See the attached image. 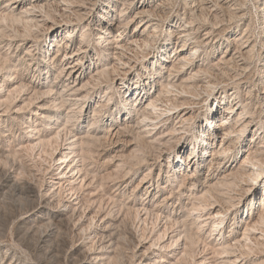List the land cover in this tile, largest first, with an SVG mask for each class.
Returning a JSON list of instances; mask_svg holds the SVG:
<instances>
[{
  "label": "bare ground",
  "instance_id": "1",
  "mask_svg": "<svg viewBox=\"0 0 264 264\" xmlns=\"http://www.w3.org/2000/svg\"><path fill=\"white\" fill-rule=\"evenodd\" d=\"M94 1L5 0V4L0 7V42L6 41L10 48L13 46V41L17 39L24 42L22 45L25 46L26 51L25 56L21 58L25 62L21 64H26V57L28 56L39 59L38 61L27 62V65L24 66L25 70L33 69L34 76L38 71L43 73L44 69H48L47 73H52L54 70L57 73L55 82L50 81L49 83L28 80V76L26 77L24 74L16 75L17 83L11 88L10 84L13 82L11 78L17 74V65L12 63L8 53L3 55L0 52V77H2L0 82H4L3 85H0V88L5 90L3 95V91L0 89L2 91L0 92V112L7 113L14 110L13 105L18 99L24 104H15V107L18 106L17 111H14L16 113L25 112L36 100L42 101L38 104L37 109L30 110L36 111V119L30 116L27 117L26 127L29 129L27 132L30 136L19 143L20 150H14L13 146L9 151L0 152V176L2 178L0 189L3 185H9V187L12 185L11 187L19 188L22 193L32 196L37 201H35L36 206L33 204L36 214L20 218V225L18 224L20 227L18 228L21 232L19 234L22 233L21 235L26 238V236L32 237L36 233L37 236L40 233L37 242L47 243L50 240L52 241L53 238L57 237L58 239L61 236L58 237L57 230L54 229L56 227L53 226L54 220L70 223L72 230H77L79 233H76L80 234L82 238L81 244L76 246L74 250L72 249L73 253L81 254L77 264H115L119 258L117 254L118 247L116 246L124 239H128L135 245L132 250L133 261L131 264H164L170 258L176 260L175 262L169 260L168 264H188L187 262L190 263V261L194 264H206L207 259L210 258L207 257L206 246L210 247V252L216 260L226 258L220 264H239L248 257L250 259L242 264H249L251 262L249 260L254 257L253 252L250 253V250L261 249L264 251V198L259 201V205H254L255 207L251 211V215L249 214L250 218L240 239L233 241L234 236L228 235L229 237H227L224 230L226 216L229 210L236 205L235 195L238 192H240V195L243 194L241 193L243 190H246V192L253 190L255 193L256 183L261 181V177L264 181L262 176L264 172V130L261 129L263 126H254L255 113L250 110V103L244 104V99L240 94L239 82L238 85L235 84V89L229 92L235 100V104L229 106L227 116L221 122H218L217 126L205 125L206 127L204 126L205 128L202 131L199 129V134L197 133L196 138H191V142L186 136L190 121H192L191 119L195 113V107L203 94L210 92L209 95H211L217 84L224 82V79L218 78L215 68L221 67L220 63L222 61L225 63L233 61L234 65L229 66V68L233 67V70H235L234 67L243 68L242 65L236 63L238 61L235 59V54L226 59L228 48L218 62L213 63L210 57H212L211 54L218 53L221 50L220 47L216 48L214 45L216 44V37L227 31L224 26L225 21L232 22L234 19L239 20L242 18L243 14H240V11L243 10L242 8L245 7L244 5L247 4L248 0H184L190 14L183 17L182 27L176 32H172L174 36L172 40L175 39L174 52L169 54L163 53V51L160 59L153 65L158 84L154 80H142L143 82L134 87H127L124 91H120L121 100L117 103V110L113 112L106 110V108L110 105V100L113 99L112 90L119 87L118 85L117 87L114 86L115 77L111 76L113 78H110L111 71H114V74L115 71L119 73L121 71L119 64L123 66L130 65L131 57L126 55L127 51L134 53L137 57V51L133 52L137 48L154 46V37L159 31V27H161L159 23L165 21L166 17H163V15H166L165 12L162 16L159 12L165 10L164 8L171 3V0H137L134 5L131 4L135 0H125L126 3L123 6L127 4V7L122 8L124 10L119 15L120 19L116 23L117 25L113 20L110 21V17H113L114 14L112 13V4L110 5V0H108L107 4L103 5L101 11L98 12L99 17L90 20L93 22L82 30L81 39L79 42L77 41L79 45L77 48L75 45L77 35L74 33L77 31L75 29L77 25L72 29L65 27L68 28V31L63 33L64 22L67 20L71 24L76 21L80 22L84 15L90 14L92 7L87 5L91 4L93 6ZM130 5L132 6L131 11L134 10V14L131 19L127 17L123 19L126 13L125 10ZM152 6L155 8L153 9ZM84 8H90V10L82 13ZM218 9L229 11L228 19L219 15ZM260 10L262 18L260 33L261 42L264 46V3ZM71 11L75 14L74 18L71 17L72 15L67 14ZM56 14L57 16H55ZM65 14H67V20L64 19ZM58 16L59 18H57ZM146 16L150 18L147 25L142 23ZM155 17L156 19L161 17L159 23L152 21ZM133 21L136 22L135 26L128 30V24ZM195 22L200 24L197 28H195L197 25H195ZM220 23H222L221 26ZM96 25L98 27L97 32L93 28ZM111 25L117 26L118 31L120 28H123L124 31L115 34L112 27H110ZM205 25H210V27L204 34L206 37L201 38L199 30ZM59 29H61L60 34ZM251 32L246 29L243 33L234 35V38H228V41L233 43L237 52L244 57L243 59L247 60L253 59L256 54L257 40H251L252 35H249ZM92 36H95V39ZM124 38L127 39L125 43L122 42ZM30 39L33 40L31 45L28 44ZM92 41L97 43L94 47L97 50L96 57L87 48L88 45L92 44ZM113 43L116 45L113 46ZM33 47L34 49H40V56H37L38 53H35ZM209 49H212V51ZM261 52H259V56H261ZM88 58V67H93V70L86 71V75L84 67L87 65ZM76 72L81 73L80 79L74 78ZM82 73L85 74V79L88 77L86 81L81 78ZM239 75L242 74H238L237 77ZM234 76L232 77L237 80V77ZM151 77L154 78L155 75L150 73ZM81 82L83 84L80 86ZM59 84H62L63 90L55 91L56 86ZM102 86H106L105 93L108 94V100L105 102H102L103 100L98 101V104L94 105L93 117L87 130L83 133L81 131L74 133L72 128L80 126L79 123L85 108L84 103L89 99V103L92 104L94 95ZM146 97L148 99L142 105V100ZM223 99L225 98L222 97ZM208 108L209 115H211L208 121L213 124L214 119L220 114V111H218L220 106L215 109L214 103H212ZM120 113L126 116L124 118L119 117L118 114ZM104 115V119L110 121L107 129L102 128L104 122H102L101 117H104ZM174 119L178 121L172 125ZM38 120L39 123L37 124ZM23 123H26V121ZM39 125H43V128ZM248 132H253V135L246 156L242 157L240 162H237L236 159L232 161L231 159L235 158L234 155H237L236 147L233 145L235 140L246 136ZM207 137L213 139V143L216 141L217 144H220V148L213 146L212 157L209 159L208 174L212 175L218 170L222 171L226 168V164L230 163V160L232 162L229 169H225L226 172L223 175L216 173L217 175H212L209 180L207 179L209 182L208 187L196 189V171L200 168L203 169L205 165L204 153L209 148L205 145ZM188 144H191L192 151L187 155L186 147ZM110 146L115 149L114 154H112ZM170 146L175 150L173 154L168 155V157H172L168 162V168L171 169L169 173L170 193L164 199L165 201L171 199L176 189L180 190L181 194L189 191L190 196L187 198L190 203L186 205L189 209H186L187 216L184 219L180 220L178 217L172 216L171 212L163 217L160 212L161 209L152 208L150 200L146 203H144L145 201L139 203L141 205L137 203L130 204L124 209L119 207L117 210L113 209V211L116 210L115 213L113 211L108 213L104 212L103 197L94 199L90 195L81 194L85 187H98L97 189L102 187L105 191L106 185L114 179L111 178L115 177V174H117V178L123 177L124 179L136 165L145 161L148 162L150 154L157 153L159 157L168 152ZM36 148L49 154L50 160H47L52 162L50 167L59 172V176H56L51 182L41 178L42 181L40 182L41 179H38V183H36L37 181L27 180L23 176L22 170L25 168V161L23 162L21 159L20 151H27L32 154L31 152L35 153ZM194 152L195 155L193 156ZM117 157L119 160L115 165V171L110 172L109 170L106 174L101 175L102 173L99 174L95 171L96 169L94 171L89 169L90 164L104 158H107V161L104 160L105 164L110 166L111 161L113 162ZM184 165L195 167L191 170L193 173L188 171L179 173V167L182 168ZM46 170L48 171V169ZM45 171L44 173H46ZM146 176L147 174H145L143 180L146 179ZM34 179H37L36 176ZM139 183L142 184V182ZM167 187L163 185L164 190ZM66 190L70 191V196L63 195ZM88 194L90 193L88 192ZM261 196H264V186L261 188ZM257 198L255 196L252 201L255 202ZM56 199H58V203H55ZM48 206H54V208L48 210ZM128 216H134L133 218H136L138 223H142V227L141 224H138L142 228L141 234L140 230L138 232L133 227L127 231L128 235L123 236L120 226L127 221ZM150 220L154 222L152 221L153 227L151 232L148 233L147 225ZM236 222L234 220V223ZM194 225L198 230H193ZM205 226L210 229L207 238H204L201 234V230ZM71 228L69 229L71 230ZM6 241L7 239L4 240V236L0 232V251L4 247L3 244H7ZM146 242H150V245L144 250L142 247ZM202 243L205 246L201 253L204 254L202 259H198L197 248H200L199 246ZM13 244L14 242L8 243L10 247L6 248V254L2 260L0 259V264H35L31 261L32 257H27L28 254H23L24 250L18 249L17 246L23 243L16 242V247ZM82 244L86 247L83 248ZM20 247L23 248V245ZM10 250L11 254L9 253ZM236 252L238 253L235 254ZM232 256H235V259L232 260ZM241 256L243 259L238 261ZM190 258L191 260H189ZM261 263L262 261L254 264Z\"/></svg>",
  "mask_w": 264,
  "mask_h": 264
},
{
  "label": "rangeland",
  "instance_id": "2",
  "mask_svg": "<svg viewBox=\"0 0 264 264\" xmlns=\"http://www.w3.org/2000/svg\"><path fill=\"white\" fill-rule=\"evenodd\" d=\"M107 1L108 0H95L94 1L95 4H93V6L91 4H88L87 5L88 7L89 6L92 7L91 10H90V8H84V9H82V13H84L85 11L88 12L87 10H90V14L84 15V18L80 19V22H77L76 19H74V21H76V22L73 24H71L70 22H67L68 21L66 19L67 14H69V16L72 15L71 16L72 18L75 17L74 16L75 14L72 13V11L65 14L64 19L67 21L64 20L65 22H64L63 33L68 31V28L72 29V27L77 25V26H75L76 27L75 29L77 31L74 32L77 35L76 41H75V43H76L75 45L77 48L79 47L78 42L81 39L80 34H81L82 30L84 28H86L90 23L93 22L90 20H95V19H97V17H99L98 12L101 11L103 5L107 4ZM123 1H124V3H123ZM136 1L137 0H135L133 2V4H131V5H134V3H136ZM170 2L171 3L166 5V7L164 8L165 10H163V11L160 10V12L158 11L159 14L161 13V16L166 13V15H163V17L166 16L165 21H161L159 23V21H160L159 19H161V17H158V19H156V17L152 19L153 22L161 24L160 25L161 27H159V31L156 33L157 35L154 37L155 38L154 46L153 47L147 46L146 48H137L135 51H133V52L137 51L136 54L139 55V56L137 55V57H135V54L132 52L129 53V51H127V52L124 51V52H126L127 56L130 55V57H131L130 65L128 64V65L123 66L121 64H119V65L117 64L119 66V69L121 70L120 72H122V73H120V72L117 73V71H115V74H114V71H111L110 78L115 77L114 78V82H115L114 86L116 85V87H117V85H118L119 88H114L113 89L114 91L112 90L111 94H113V99L110 100V105L107 107L108 109L106 108V110H110L112 112L117 110V108H118L117 103H119V101L121 100L120 94L127 87H134L138 83H141L143 81H148V80H152V81L154 80L156 82V84H158L157 83V80H158L157 75L155 73V69L153 68V65L155 64V62L157 60L160 59V55L162 54L163 51H164L163 53L166 52L169 54H172L174 52L175 39L172 40L174 37L172 35V32H176L178 29H180V27H182V24L184 22L183 17H186V14H188V15L190 14V12L188 11V7L186 6L184 0H171ZM125 3H126L125 0H113V1L110 0V5L112 4V13L114 14L113 17H110V21L113 20V22L115 24L118 22V20L120 19L119 15H121L120 13H122L123 12L122 10H124L127 7L126 6L127 4L125 6H123ZM263 3H264V0H248L247 4L244 5L245 7L243 6L244 7V8H242L243 10L240 11V14H243V17L240 18L239 20L234 19L232 22H229V20H226L225 21L226 24L224 26L226 27L227 31H225L223 35L216 37L217 38V39H215L216 44L214 46H216V48L220 47L221 50L218 53H213V54L210 53L212 56L210 58L213 60V63L218 62L220 60V58L223 56V53L228 48V53H227L228 56L226 57V59H228L229 57H231L232 55L235 54V59H236V61H238L236 63H239L240 65H242L243 68H240V67L235 68L234 67L235 70H233V67L229 68V66L234 65L233 61H230V62L227 61L226 63L222 61L220 63V66L222 68L221 67L215 68V72L218 73L217 74L218 78L220 77L221 80L224 79L223 80L224 82L217 84L216 88L214 89V91L212 92L211 95H209L210 92L204 93L203 96L201 97V99L199 100L198 104L196 105L195 113L193 114V118L191 119L192 121H190V124H189V130H188V132H186V136H187V138H189L190 142H191V138H196V136L199 134V132H198L199 129H200V131H202L203 128H205L207 125L217 126L216 124H218V122H221V120L224 119L225 116H227V110L229 109V106L235 104V100H233V97L229 92L231 90L235 89V84H237L238 82H239V86H240L239 88H240L241 97L244 99V104L246 105V104L250 103V110H252V112L255 113L254 114V116H255L254 126H257V127L263 126L261 129L264 130V89H263L264 88V77H263L264 76V67H263L264 46L261 42V33H260L261 22H262L260 7L263 5ZM4 4H5V0H0V7H2ZM113 4H114V6H113ZM131 5H130V7L127 8V10H125L126 13L124 14L125 17H123V19H125L126 17L128 19H131V16L134 14V10L131 11V7H132ZM152 7H153V9L155 8L154 6H152ZM122 8H124V9H122ZM217 11L219 12V15L224 16L225 18L228 19L229 11L222 10V9H218ZM163 12H165V13H163ZM55 16H57V14ZM57 18H59V16ZM61 18H63V17H61ZM149 19L150 18L146 16L144 22H142V23H146V25H147ZM81 20H83V21L81 22ZM124 21H126V20H124ZM138 21H139V19H138ZM135 24H136L135 21L130 22L128 24L127 29L128 30L132 29L135 26ZM221 24L222 23H220L219 25L221 26ZM195 25H196L195 28H197V26L200 24L198 22H195ZM65 27H68V28H65ZM110 27H112V30L114 31L115 34L121 33L124 31L123 28L122 29L120 28V30L118 31L117 29H119V28L115 25H111ZM209 27H210V25H205L204 27H202L199 30V36H201V38L206 37V36H204V34H205V32H207ZM93 28H95V32H97V30H98L97 25L93 26ZM246 29L252 31L249 34V35H252L251 40L252 39L257 40L256 54L254 55L253 59H251V60L249 59L250 61L247 59H243L244 57L241 56L237 52L233 43L231 41H228V38H234L235 37L234 35H238L240 33H243ZM58 32L60 34L61 29H59ZM124 35H125V33H124ZM92 38L95 39V36H92ZM171 40L174 42H172ZM122 42H124V43L127 42V39L124 38V40H122ZM6 43H7L6 41L3 43L0 42V52L3 55H6L8 53V55H10V57L12 59V63L17 65L16 69H18V70H16L17 74H15L14 77H12L13 79L11 78V80H13V82H11V84H10L11 88H13L17 83L16 77L18 75H22V74H24L26 77L28 76L27 77L28 80H33V81H37V82L42 81V82H46V83H49L50 81L55 82L54 81V80H56L55 75L57 74L55 72V70L52 73H47L46 71L48 69H44L43 73L41 71H38L36 76H34L33 69L32 70H25L24 69L25 68L24 66L27 65V62L29 63V62H33L34 60H37V61L39 60L37 58L34 59L32 56H28V57H26L28 59V60L26 59V61H27L26 64L25 65L21 64V63L25 62V60L21 58L22 56L23 57L25 56V51H26V49L24 48L25 46L22 45V44H24V42H21L20 39H17L16 41H13V46L11 48ZM28 44L29 45L33 44V40H31V39L28 40ZM114 44L115 43H113L112 45L115 46L116 44L115 45ZM86 45H88V44L86 43ZM96 45H97V43L95 41H92V44L87 46L88 50L91 51V54L94 57H96V53H97V50L94 48ZM33 49H34V47H33ZM209 50L212 51V49H209ZM259 50L262 51L261 56H259V52H260ZM34 51H35V53H38L37 56H40L39 54L41 51L39 48H37V49L35 48ZM144 51H145V53H144ZM131 53H132V55H131ZM143 53L145 54V56ZM29 58H30V60H29ZM204 58H205V54H204ZM126 60H127V58H126ZM88 64H89V58H88V62H87L86 67H84V73H86V71L89 72V71L93 70V67L89 68ZM158 65H159V62H158ZM223 67H224V70H223ZM245 67H247L246 70H244ZM112 72H113V74H112ZM84 73H82V75H81L82 79L85 77ZM150 73L154 74L155 77L150 78ZM80 74L81 73H77V72L74 73V78L76 77V78L80 79L79 78ZM238 74H242V75H239L238 76L239 78H238L237 77ZM86 75H87V73H86ZM111 76H113V77H111ZM232 76L237 77V80H236V78H233ZM14 79H16V80H14ZM87 79H88V77L86 79L84 78L85 81ZM1 80H2V77H0V81ZM3 83L4 82H0V85H3ZM224 83H226V84H224ZM56 84H57V82H56ZM81 84H83V82L80 83V86H81ZM158 87H159V85H158ZM63 88L64 87L62 86V84H59L58 86H56L55 91H57V90L62 91ZM105 89H106V86H102L100 89H98V91L94 95V102L92 104L89 103V99L84 103L85 108H84V111L82 113L83 117L79 123L80 126L78 128H77V126L72 128V130H74V133H77V131H81L83 133V131H85L89 128L90 121L93 117L94 109H95V106L98 104V101L103 100L102 102H105L108 100V94L105 93ZM1 90H0V92L3 91L2 94L4 95L5 90H2V91ZM249 90H251L250 93H249ZM248 96H249V98H247ZM222 97H224L225 99L222 100ZM147 99H148V97H146L142 100L143 101L142 105L147 101ZM36 101H34V103L31 105V107L28 108L25 112H21V113L14 112V111H17V108H18V106L15 107V104H18V103L20 105L24 104V102L20 101V99H18L16 101V103L13 105L14 110L8 111L7 113H3V111L0 112V152L9 151L12 149L13 146H14V150L15 149L20 150V147L18 146L19 143L21 141H24L25 138L30 136L29 132H27V130H29V129H27V127H26L27 117L29 118V116H30L31 118L36 119V116H35L36 111L35 110L30 111V110L31 109H37L39 107L38 104L42 103V101L41 102L40 101L36 102ZM212 103H214L215 109H217V106H220V108L218 109V111H220L219 112L220 114L214 119V123L210 124L208 120H210L211 115H209V110H208L209 108L208 107ZM218 104H220V105H218ZM122 114L123 113H120V114H118V116L124 118L126 115L123 116ZM104 118H105V115H104V117L103 116L101 117L102 122H104L102 128L107 129L109 127L110 121H107ZM103 119H104V121H103ZM174 120L175 121L172 123V125L176 124V122L178 121L177 119H174ZM25 121H26V123H23ZM21 123H23V124H21ZM36 123L38 124L39 120ZM24 124H25V126H24ZM39 126L41 128H43V125H39ZM44 134H45V132H44ZM252 135H253V132H248L246 134V136L241 137L240 139L237 138L235 140V144H233V145H234V147H236V154L237 155H234L235 158H232L231 159L232 161L236 159L237 162H240L242 157L244 158L246 156L247 151L249 149V144H250V140L252 138ZM208 138L209 137H207L205 139V141H206L205 145L209 146L208 150L205 151V153H204V164L205 165H204L202 170L200 168V170L196 171V173H197V176H196L197 186L195 187L196 189H199V188L205 189L206 187H208V185H209L208 180L211 178L210 176H212V175L215 176L216 173L217 174L220 173L221 175H223L226 172L225 169L226 168L229 169V166L231 165V162H232L230 160V163L226 164V168H224L222 171L218 170V172L216 171L212 175H209L208 174L209 173V171H208L209 159L212 157L213 146H215V148H218V147L220 148V146H219L220 144H217L216 141H214V143H213V139L209 138V140H208ZM64 147H66V146H64ZM190 147H191V144H188V146L186 147L187 155L190 154V151H192V149ZM110 149L113 152L112 154H114L115 149H113V146H110ZM39 150H41V151H39ZM39 150H38V148H36L35 153L31 152L32 154H30L27 151H25V152L20 151L21 157H22L21 159L23 160V162L25 161L24 162L25 168H23V170H22L23 176L25 179L27 178V180H31V181L35 180V182L41 178L51 182L52 179H55L56 176L57 177L59 176V174H58L59 172L56 170H53V167H50L52 162H50V161L48 162V160H50V156H48L49 154L45 153L44 151L42 152V149H39ZM174 150L175 149L170 146V149L168 150V152L162 154L159 157H158L157 153L150 154V156H149L150 162L145 161L142 164L136 165L135 168L131 169L128 176L124 177V179H123V177L117 178L116 177L117 174H115L116 178L114 176L111 178V179H113V178L114 179L108 182V184L106 185L107 187H106L105 191L103 190L102 187H99V189H97L98 187L97 188L96 187H91V188L85 187L83 192H81V194H86L87 196L90 195L94 199L98 198V197L99 198L103 197L102 199L105 202V203L103 202V204H105L104 205V212H108V213H110V212L112 213L113 209L117 210V208H119V207H122L124 209V207L126 208L130 204L132 205L133 203L134 204L137 203L138 205H141L139 203H142L144 201H145L144 203H146L150 200V205L152 206V208L154 207L157 209L158 208L161 209L160 212L162 213L163 217H164V215L166 216L171 212L172 216L178 217V219H180V220L184 219L187 216L186 209H189L186 205L190 203L189 199L187 198L190 196L189 195L190 192L185 191V194H183V193L181 194L180 190L176 189L174 191V193L172 194L171 199H166V201L164 199L165 196L169 195V193H170V191H169V184H170L169 173H170L171 169L168 168V164H169L168 162L172 157H168V155L171 153L173 154ZM18 155H20V153H18ZM192 155L194 156L195 152ZM106 159L107 158L99 159L96 163L90 164L91 168L89 167V169H92L93 171L96 169L95 171L98 172L99 174L102 173L101 175H103L104 173L106 174L109 170H110V172H112V170L115 171L114 168H115V165L118 163L119 158L118 157L115 158L116 160L113 161L114 163L111 161L110 166H108L109 164L108 165L105 164L106 163L105 161H107ZM192 168H195V167H187V165H184L182 168L179 167L178 172L179 173H181V171L191 172ZM46 169H48V171ZM44 171L46 173H44ZM55 173H57V174H55ZM191 173H193V172H191ZM145 174H147V176L150 174L149 175L150 177L146 176L145 177L146 179L143 180ZM34 175L36 176L37 179H34V177H35ZM262 176L264 178V172H263ZM42 179L39 181L41 182ZM260 180H261L260 182L256 183L255 193L253 192V190H250V191L248 190L247 192H246V190H243V192H241L243 194L240 195L239 194L240 192H238L235 195L236 196V198H235L236 205L233 206L229 210L228 215L226 216V223H224L226 225L224 227V230L226 231L227 237H229L228 235L234 236L233 241L240 239L242 237L244 227L246 226V223H247L248 219L250 218L251 211L254 209L255 206H257V204L259 205V201H262L264 198V196L263 197L261 196V188H263V186H264V181L262 180V177ZM139 182H142V184H140ZM0 183H2L1 176H0ZM36 183H38V181ZM138 184H140V186H138ZM163 185L166 187L168 186V187L164 190ZM11 186L12 185H10V187H9V185H3L2 186L3 189L2 188L0 189V232H2V235L4 236V240L7 239V241H9L11 238L12 241L10 240L9 242H11V243L14 242L13 245H15L16 242L17 243L19 242L20 244L23 243L22 244L23 248L24 247L25 248L23 249L22 247H20L22 245H20V246H17L18 249L21 251L22 250L26 251V253H24V251H23V254L24 255L28 254L27 257H32L31 261H33L35 264H77L79 262V259L81 258V254L80 253H77V254L73 253V250L75 249L76 246L81 244L82 238H81L80 234L78 235L79 232L77 230H72L73 228H71L70 223L67 224L66 222H64V221L62 222L61 220H57V221L54 220L53 226L54 227L56 226V227L55 228L53 227V228L55 230H57L56 232H57L58 237L60 235L61 236L58 239L56 237L55 238L56 240L53 238L52 239L53 242L51 240L47 243H40V241L37 242V240H39V238H37V237H39V234H40L39 232H38L39 234L37 236H36L37 233L35 235H33L32 237L26 236L27 239L24 237V235H21L22 233L19 234L21 232V230H19L20 228H18V227H20L19 226L20 225L19 220L22 217H26V215L30 216V215L36 214L35 209H34V205L36 206V203H35L36 200L32 196H29L25 193H22L19 188L15 187V186H13V187H11ZM148 189H150V191H148ZM185 190H187V188H185ZM240 191H242V190H240ZM88 192L90 194H88ZM63 195L64 196L65 195L70 196V191L66 190V192ZM186 195H188V196H186ZM27 196H28V198H27ZM255 196L258 198L255 202H253L252 199ZM257 201H258V203H257ZM58 202H59L58 199H56L55 203H58ZM121 205H123V206H121ZM188 206H190V205H188ZM53 208H54V206H48L47 207L48 210H52ZM116 210H114L113 213H115ZM16 217H17V219H16ZM18 217H19V219H18ZM129 217L130 216H128V218L126 219L127 221L125 223L121 224V226H120L122 228V229L121 228L120 229L122 231L123 236L128 235L129 233L127 231L131 230L130 228H133V227L138 232L140 230V234H141L142 233V230H141L142 229L141 228L142 223L141 222L138 223V220L136 218H133L134 216H131L130 218ZM134 219L136 220V223H135ZM234 220H236L237 222L234 223ZM152 221L153 220H150L149 224L147 225L149 228V229L147 228L148 233L151 232V230H152L151 228L153 227V222H154V221L153 222ZM59 222H60V224H59ZM57 223H58V225H57ZM136 224L137 225L141 224L140 225L141 227L139 225L137 226ZM143 225H145V224H143ZM147 226H145V227H147ZM69 228H71V230ZM148 230H150V231H148ZM193 230L196 231V230H198V228L194 225ZM59 231H61V232H59ZM209 231H210V229H208L207 226L202 228L201 234H203L204 238L205 237L207 238ZM76 232H78V233H76ZM11 235L13 236L14 239L12 238ZM78 236H80V237H78ZM19 237H20V239H18ZM22 237H24V238H22ZM16 238L19 241L15 240ZM124 240H126V241H124ZM124 240H123V242L121 241V243H119L116 246V247H118L117 248V254H118V257L120 259L118 258L117 259L118 262H116L115 264H131V262L133 261L131 255H132V250L134 249L135 245L133 242L131 243V241H129L128 239H124ZM7 241H6L7 244H3L4 247L2 248V251H0V259L1 260L6 254V248L10 247V245L8 246L9 242H7ZM79 241H80V243H79ZM207 242H208V240H207ZM39 243H40V245H38ZM83 245L84 244H82V247L85 248L86 245L85 246H83ZM149 245H150V242H146V244L142 247V249L145 250L147 248V246H149ZM26 246H28V247H26ZM51 246H53V247H51ZM204 246L205 245L202 243L199 246L200 248H197L198 252L197 251L196 252H197V254L199 253L198 257H197L198 259L203 258L202 255L204 253H201V252H202ZM15 247H16V245H15ZM121 247H122V249H121ZM205 248H206L205 250L208 252L207 257H210L207 259L208 262L206 261V264H213V262H214V264L216 262H217L216 264H220L222 260L226 259V258H218L216 260L215 257H213L212 253L210 252L211 251V249H209L210 247L206 246ZM28 252H31L33 255L34 254L35 255L33 256L31 253H28ZM261 252H264V251H262L261 249L260 250L254 249V251L250 250V253L253 254L254 259L252 258L251 260H249V261H251V262H249V264L258 263L260 261H262L261 264H264V260H263L264 259V253H261ZM9 253L11 254V250ZM237 253L238 252H236L235 254H237ZM75 259H76V261H75ZM231 259L232 260L235 259V256H232ZM241 259H243L242 256L238 259V261H240ZM248 259H250V258L249 257L247 259L245 258L244 262L241 261L239 264L245 263L246 260H248ZM169 260H171L172 262H175L176 259L170 258ZM169 260H168V262H169ZM189 260H191V258ZM214 260H216V261H214ZM252 261H253V263H252ZM166 262H164V264H168V262L167 263ZM187 263L188 264H194V262L191 263V261H190V263L189 262H187Z\"/></svg>",
  "mask_w": 264,
  "mask_h": 264
}]
</instances>
